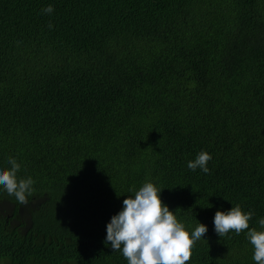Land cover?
<instances>
[{"label": "trees", "instance_id": "trees-1", "mask_svg": "<svg viewBox=\"0 0 264 264\" xmlns=\"http://www.w3.org/2000/svg\"><path fill=\"white\" fill-rule=\"evenodd\" d=\"M9 157L35 183L27 205L0 189V264H127L106 225L145 181L207 226L190 264H255L213 216L264 217V0H0Z\"/></svg>", "mask_w": 264, "mask_h": 264}, {"label": "clouds", "instance_id": "clouds-1", "mask_svg": "<svg viewBox=\"0 0 264 264\" xmlns=\"http://www.w3.org/2000/svg\"><path fill=\"white\" fill-rule=\"evenodd\" d=\"M53 11L52 5L42 9L46 14ZM211 159L208 152L201 150L194 160L187 162V167L210 174L207 164ZM7 164L10 167H0V189L14 196L21 205H27L35 181L30 176L18 178L21 165L15 158L9 157ZM161 189L150 181H145L138 190L130 188L134 195L123 199L122 208L106 225L104 243L110 244L112 251L120 252L127 264H190L192 249L207 233V226L200 222L189 232L160 198ZM252 216L253 212L243 211L239 204L227 211L217 209L213 216L214 231L219 237L229 232L237 235L245 232L252 246L253 261L264 264V217L258 221V230L250 227Z\"/></svg>", "mask_w": 264, "mask_h": 264}, {"label": "flooded vegetation", "instance_id": "flooded-vegetation-1", "mask_svg": "<svg viewBox=\"0 0 264 264\" xmlns=\"http://www.w3.org/2000/svg\"><path fill=\"white\" fill-rule=\"evenodd\" d=\"M13 221H15L14 218H13Z\"/></svg>", "mask_w": 264, "mask_h": 264}]
</instances>
